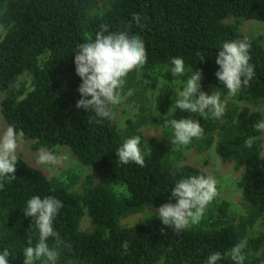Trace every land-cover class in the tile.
<instances>
[{
    "label": "trees",
    "instance_id": "16d2710c",
    "mask_svg": "<svg viewBox=\"0 0 264 264\" xmlns=\"http://www.w3.org/2000/svg\"><path fill=\"white\" fill-rule=\"evenodd\" d=\"M94 0H0V92L4 94L1 114L7 126H15L33 141V150L53 152L66 147L77 161L93 169L97 182L88 180L82 194L68 191L59 177L47 179L23 160H17L16 179L0 188V250H9V264H23L20 234L28 231L35 244L39 232L30 217L23 215L26 201L33 195L55 196L63 202L54 220L60 243L58 264H206V258L221 252L219 264H234L228 255L233 246L246 241L243 264H261L249 254L264 246V235L246 236V227L264 222V157L259 112L230 105L224 121L193 116L204 129L203 145L212 146L225 161L242 168L238 183L248 217L239 227L227 221L228 204L212 202L198 225L177 233L158 220L121 227L119 220L141 213L148 207L169 202L175 182L193 175H206L187 164L169 166L157 156L146 157L145 166L122 165L116 151L122 144L114 119L95 116L75 107L81 98L76 75L74 50L80 43L95 39L106 25L110 31L140 34L146 46L147 61L139 71L149 72L170 65L182 57L186 71L202 72L201 86L227 89L218 81L215 55L222 44L246 39L251 47L250 63L255 75L235 96L237 101L264 105V48L259 41L223 24L227 18L264 22V0H108L99 16L90 15ZM140 14V22L135 14ZM203 58V59H201ZM137 71L128 74L131 81ZM30 78L29 90L20 81ZM171 82L175 77L166 75ZM168 97L156 98L159 113L168 112ZM137 125L129 124V133ZM251 140V146L246 141ZM61 177V176H60ZM77 177L72 175L74 184ZM87 216L92 229L79 230ZM127 244L125 249L124 245Z\"/></svg>",
    "mask_w": 264,
    "mask_h": 264
},
{
    "label": "clouds",
    "instance_id": "9594fccd",
    "mask_svg": "<svg viewBox=\"0 0 264 264\" xmlns=\"http://www.w3.org/2000/svg\"><path fill=\"white\" fill-rule=\"evenodd\" d=\"M135 19L140 22L139 13L135 14ZM250 47L246 39L230 40L224 42L215 55V63L218 65L215 76L227 89V95L235 96L250 84L255 75V66L250 63ZM73 53L75 72L81 80L78 88L81 98L75 107L88 113L92 112L103 119H113L111 106L121 102L128 74L133 70L142 69L147 61L143 38L138 33L110 31L103 25L94 40L80 43ZM164 71H170L173 77L182 78L188 69L182 57H173ZM190 71L191 75L182 82V86L172 89L175 95L171 98L172 105L168 112L174 114L179 109L186 113L200 116L211 114L216 119L221 118L225 111L221 91L217 90L209 95L202 90V72L193 69ZM158 79L160 80L159 76ZM123 126L121 122V127ZM163 127L171 130V142L174 146H187L194 138L198 139L204 133L198 119H175L174 115L171 118L165 115ZM255 127L264 128V121L258 122ZM23 135V131H18L15 126H8L3 134H0V188H3L5 181L16 179L14 173L17 166V150ZM251 143V140L246 141L249 147ZM149 154L150 149L147 152L144 150L140 136L126 137L116 151L118 161L122 165L135 163L140 167L145 166ZM37 160L46 165L58 163L55 155L43 149ZM176 166L183 168L185 165L180 161ZM217 194V181L213 176L193 175L182 178L172 187L169 202L159 207V218L164 226L177 233L188 230L201 222ZM63 206L59 198L51 195H33L26 201L23 215L31 218L33 227L39 232V239L35 244L29 239L28 246L22 253L23 264H58V247H51L48 241L51 238L57 245L60 243L54 220ZM245 246L246 241L242 240L228 253L234 264H243ZM124 247L126 249L127 244ZM221 259L222 253L217 251L206 258V264H219ZM0 264H9L7 248L0 250Z\"/></svg>",
    "mask_w": 264,
    "mask_h": 264
},
{
    "label": "rangeland",
    "instance_id": "374dc122",
    "mask_svg": "<svg viewBox=\"0 0 264 264\" xmlns=\"http://www.w3.org/2000/svg\"><path fill=\"white\" fill-rule=\"evenodd\" d=\"M107 5L108 0H94L90 15H101ZM223 24L234 27L237 32L252 40L259 41L264 48V22L243 21L231 17L223 20ZM4 33L3 28L0 26V38L3 37ZM164 68L165 66H160L149 72L137 71L131 81H128L126 78L121 102L111 106L114 114L113 119L116 123L120 138L123 142L126 137L140 136L144 150L147 152L150 149L149 155L157 156L169 166L174 167L177 165V162L182 161L184 164L199 169L206 175L213 176L217 181L218 191L217 197L213 202L225 201L228 204L227 221L239 228L248 217L242 191L238 186L242 168L234 162L223 160L216 154L215 143L218 139L216 132L212 135L215 143L210 147L203 145V137L198 139L194 138L193 142L187 146H174L172 144L171 130L163 127L165 115L167 114L169 118L174 115L175 119L200 115L182 112L177 109L174 114L171 112H167L166 114L160 113L158 117L159 112L156 108L157 96L160 93L167 94L169 109L172 105L171 98L175 95V91L172 89L182 86V82L184 81L183 77H175L173 81H167L166 75L171 72L164 71ZM20 81L29 90L30 78L24 75ZM204 91L211 95L217 90L213 86H206ZM221 94L225 103V111L230 105L238 108L246 107L252 112H259L262 115V121H264L263 104H255L251 101H237L231 95H227L225 91H221ZM3 98L4 94L0 92V134H3L8 127L1 114V102ZM207 117L212 118L217 123L224 121L223 118L216 119L211 114H208ZM121 122L124 124L123 127H121ZM138 123L140 126L136 128L135 133H129V124L137 125ZM259 138L262 142V156L264 157V128H260ZM33 143V141H26L21 138L20 147L17 150V160H23L30 167L42 173L47 179L51 180L59 177L68 191L76 194L83 193L88 185L89 179L93 183L97 182V176L93 169L82 166L66 147H57L53 152L43 149L55 155L58 163L54 165L39 163L37 157L42 149L37 151L33 150ZM72 175L77 177V181L74 184L70 182ZM158 209L159 207H148L141 213L121 218L119 224L121 227H131L137 224H145L150 220H158L161 222ZM207 210L212 209L208 207ZM91 229L92 226L89 218L87 216L83 217L79 230L83 233H88ZM258 235H264V222L262 220H258L252 226L246 227L247 237L250 238ZM19 239L22 249L26 248L29 241L28 231L21 232ZM249 256L252 258H261V264H264V246L258 252L249 254Z\"/></svg>",
    "mask_w": 264,
    "mask_h": 264
}]
</instances>
